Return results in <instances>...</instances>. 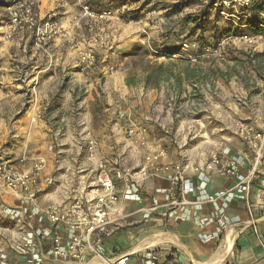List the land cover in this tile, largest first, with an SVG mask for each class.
<instances>
[{"label":"rangeland","instance_id":"1","mask_svg":"<svg viewBox=\"0 0 264 264\" xmlns=\"http://www.w3.org/2000/svg\"><path fill=\"white\" fill-rule=\"evenodd\" d=\"M10 1L0 0V162L29 168L34 160L46 159L40 195L48 198H42L41 207L49 204L46 200L52 194L62 203L79 197L84 178L86 183L94 180L90 171L99 160L108 162L113 175L117 169L137 171L147 155L128 141L126 128L131 123L171 139L179 153L200 155L231 147L240 112L250 113L249 97L259 100L264 91V63L248 62L264 53V0L254 3L247 17L225 9L222 14L212 0H40L39 20L52 17L62 29L45 49L35 46L31 31H18L6 39L10 23L5 7ZM83 7L94 16H84ZM190 19L197 22L189 23ZM23 36L25 48L14 45L9 51L7 44H16ZM57 43L63 44V57L54 55ZM85 54L94 57L91 67L85 68ZM159 67L162 76L149 84L173 80L179 92L159 90L152 96L144 91L142 109L138 106L136 114L130 113L131 98L125 99L128 103L122 110L115 109L119 94L109 89L113 83L118 86L119 73L126 71L134 85L144 78L148 85L147 77ZM196 67H201V75L193 81ZM11 70L13 77L8 76ZM182 73L187 75L185 82L176 78ZM120 111L126 112V120L118 118ZM114 121L119 125L115 127ZM194 135L199 138L191 141ZM146 206L132 205L130 213ZM3 221L0 214V227L10 231L6 242L11 251L23 256L14 249L22 225L18 219ZM155 224L151 219L125 227L133 236L129 250L161 233ZM230 251L221 264H226ZM0 259L8 263L6 253L1 252Z\"/></svg>","mask_w":264,"mask_h":264},{"label":"built area","instance_id":"2","mask_svg":"<svg viewBox=\"0 0 264 264\" xmlns=\"http://www.w3.org/2000/svg\"><path fill=\"white\" fill-rule=\"evenodd\" d=\"M212 1L215 8L222 9V14L227 10L247 17L251 6L258 0ZM39 8L40 0H11L5 7L10 23L6 39H11L18 31H31L35 46L45 49L53 39L61 36L62 29L52 17L43 22L39 20ZM83 11L84 16H94L89 7H83ZM82 61L85 68H88L94 64V57L85 54ZM117 116L121 120L127 118L123 111L118 112ZM176 117L180 118L181 114L178 113ZM158 126L161 127L160 124ZM233 128L242 144L240 150L232 152L227 147L200 154L199 157L183 152L177 162L165 163L163 161L167 160L170 151L168 143L160 140L159 135L148 127L131 123L126 128L128 141L133 146L145 149L148 154L137 171L135 168H123L113 170V175L108 162L99 160L90 171V174H94V180L86 183L84 178V187L79 197L66 203H49L42 207L38 196L47 169L46 159L34 160L29 168L0 162V211L7 205V200L21 201L23 208L19 217L29 220L23 223L21 236L14 249L27 258L28 264H104L106 261L111 264H127L128 255L121 254L118 247H110L115 235L125 227L151 220L159 211L162 218H171L174 209L178 207L187 211L184 218L189 220L191 209L198 206L192 201L195 187L189 175L201 173L205 174L200 183L202 190L206 189L213 178L236 181L232 188L208 195L206 203L216 205L220 201L228 204L238 202L240 207L252 213L256 207L252 203V189L258 176L264 175V114H254L248 121L239 119ZM195 139V135L190 138L191 141ZM89 152L92 156L95 153L92 140L89 141ZM158 179H167L169 183L165 205L150 203L142 210L135 209L129 215L124 214V204L138 206L149 201L153 194L148 184ZM33 205L37 207L35 223L32 222L36 218L35 214L25 213L26 208ZM219 212L224 215V209L221 208ZM139 214H143L142 221L138 220ZM194 218L199 226L209 225L206 219L201 221L196 216ZM221 226L224 227L223 224ZM218 234L221 233L215 235ZM136 247L131 248L130 252ZM160 247L130 254H139L143 264H160L157 256ZM174 258L171 263L175 261Z\"/></svg>","mask_w":264,"mask_h":264},{"label":"crops","instance_id":"3","mask_svg":"<svg viewBox=\"0 0 264 264\" xmlns=\"http://www.w3.org/2000/svg\"><path fill=\"white\" fill-rule=\"evenodd\" d=\"M42 8V7H41ZM24 36L21 37L20 42L16 44H7L8 50L10 51L12 46H17V49H20L22 46L25 48V43H23ZM19 41V40H18ZM6 45L5 43H3ZM55 47V48H54ZM4 50V47H2ZM16 48V47H15ZM63 49V44L57 43L52 47V50L55 57H63L61 53ZM16 50V49H15ZM55 50V51H54ZM2 51V50H1ZM11 57V55H8ZM123 62L121 63V66ZM194 73H192V77H194L193 81L199 79L197 75H201V67H196L194 69ZM42 74V73H41ZM15 72L11 70L8 76H14ZM57 75V73H55ZM147 76V74H145ZM190 75H188L189 77ZM187 77V75H186ZM185 74H179L176 76L177 79H180L185 82L186 80ZM144 78V76H143ZM190 78V77H189ZM119 83L116 86L113 83L111 89L109 91L116 92L118 98L120 99L119 104H115V109L118 108L120 110L122 106L127 105L128 102H125V99L131 98L134 100L132 104H130V113L136 114L137 111L142 109L140 105H142V96L144 95V91H146V95H157L160 90V94H166L170 91H175V93L179 92L180 87L173 85V80L167 81L166 83L155 84V85H146L145 78L142 82L134 85L135 81H131L128 79V74L126 71H122L118 75ZM137 82V81H136ZM191 83V81H189ZM262 86V85H261ZM172 87V88H170ZM154 93V95H153ZM264 91L261 89V93L259 94V100L253 99L252 96L249 97V103L251 104L247 108L250 110V113L240 112L241 118L240 120H251L255 112L264 114ZM156 99V96H155ZM113 103H110L112 106ZM170 105V104H169ZM247 106V104H245ZM140 106V108H138ZM139 110H138V109ZM258 108V109H257ZM188 121V120H187ZM187 121L184 120L183 124L187 125ZM195 120H190L189 122H193ZM113 125L118 126V122L114 121ZM195 126V125H193ZM197 126V125H196ZM160 140L167 142L170 148L169 157L167 160L165 159L163 162L165 163H175L177 162L182 155V151L179 153L178 148L172 146L171 139L168 140L162 136H159ZM196 138H199V135H195ZM236 143L233 141L228 145V147L232 152H236L242 148L241 142L235 137ZM206 143V142H205ZM235 143V144H234ZM185 144V143H184ZM184 146V145H182ZM141 153L146 155L147 151L142 149ZM187 154L193 157H199L198 154L190 153L186 151ZM209 152V151H208ZM207 153V152H205ZM204 153V154H205ZM204 173L198 174L196 176H190L191 183L195 187V195L192 198L194 203H197V207H194L190 211V219L186 220L185 214L187 211L181 207L174 209V214L171 218L163 219L159 217V213L153 215V221L155 224V229L158 231H162L158 234H169L177 237L180 241L179 246H175L172 244L166 245L161 251L157 253L160 264H196V263H207L209 262L215 254L218 252L222 243L226 239L227 233L233 232L235 235L234 242L232 243V248L229 255L226 258V264H264V175L261 174L258 176L257 180L254 183L252 189V203L255 204V209L250 213L246 208H242L239 206L238 202H234L232 204L218 202L216 205L206 203V197L209 195H214L222 190H226L232 188L236 183L235 180L224 179V178H213L207 185L205 190L200 189L201 180L204 177ZM169 187V183L167 179H158L153 184H148V188L153 194L149 201H152L151 204L162 205L164 206L166 202V194L167 189ZM43 190L42 188L40 191ZM40 195V193H39ZM47 196H38L39 205H42V198ZM48 198V197H47ZM50 200H46L47 203H57L62 204L55 195L49 196ZM44 204V203H43ZM146 205L150 203L145 202ZM258 204L262 205L259 206ZM258 205V206H257ZM131 203L124 204L122 206V210L124 214L130 213ZM23 208V203L21 201H13L7 200V205L1 209L0 214L4 219V223L6 221H14L18 219V222L22 225L23 223L28 222L27 218L23 219V217L17 218L19 212H21ZM224 209V215L222 216L219 212L220 209ZM37 207L32 206L26 208L25 213H34L35 219L32 222L37 221ZM186 212V213H185ZM178 216L179 218H176ZM198 217L199 220H207L209 225L207 227L197 225L193 219V217ZM9 223V222H6ZM224 225V227L221 226ZM163 227V228H162ZM128 229V228H127ZM130 230V229H129ZM129 230L123 229L121 232L117 233L113 238L111 246H115L118 249L120 248V253L128 255L127 256V264H143L142 258L134 254H130L128 240L132 239V233ZM229 231V232H228ZM217 232L221 234L215 235ZM155 234L153 236H156ZM10 236V231L6 228L0 227V253H6L8 255V263L7 264H28L27 258L24 256L17 255L13 251H11V244L6 242V239ZM152 236V237H153ZM149 238V237H148ZM224 239V240H223ZM181 246V247H180ZM166 248V249H165ZM175 257V258H174ZM173 258L175 261L173 263ZM0 264H4V262L0 259Z\"/></svg>","mask_w":264,"mask_h":264},{"label":"bare ground","instance_id":"4","mask_svg":"<svg viewBox=\"0 0 264 264\" xmlns=\"http://www.w3.org/2000/svg\"><path fill=\"white\" fill-rule=\"evenodd\" d=\"M229 232V231H228ZM226 239L222 243L221 247L219 248L217 254L207 263H196V264H221L222 261L225 259V254L229 249H231L232 243L234 242L235 235L231 231V233H227ZM180 241L177 239V237L169 234H158L153 237L146 238L142 242H140L137 247L135 248V251H142L144 249L148 248H154L158 246H166L169 244L179 246ZM181 247V246H180ZM104 264H111V262H107Z\"/></svg>","mask_w":264,"mask_h":264},{"label":"trees","instance_id":"5","mask_svg":"<svg viewBox=\"0 0 264 264\" xmlns=\"http://www.w3.org/2000/svg\"><path fill=\"white\" fill-rule=\"evenodd\" d=\"M1 3V2H0ZM261 10H263V9H260V11ZM254 11H256V10H254ZM189 23H196L197 22V20H193V19H190V21H188ZM249 60H248V62H250V63H252V62H263L264 63V53H257V54H255L253 57H249L248 58ZM162 69H163V67H159V69H158V71L154 74V75H149L148 77H147V84L149 85V83L151 82V81H153L154 79H158V78H160L161 76H162V74H163V71H162ZM254 70H256L257 71V68L256 67H254ZM259 71V70H258ZM262 80L264 81V78H262Z\"/></svg>","mask_w":264,"mask_h":264}]
</instances>
